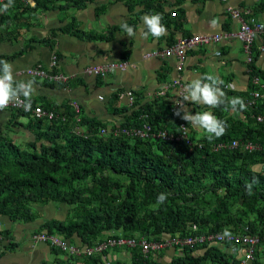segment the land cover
<instances>
[{"label":"trees","instance_id":"16d2710c","mask_svg":"<svg viewBox=\"0 0 264 264\" xmlns=\"http://www.w3.org/2000/svg\"><path fill=\"white\" fill-rule=\"evenodd\" d=\"M47 1L36 0L35 8ZM262 10L264 0L255 12ZM3 20L9 17H0L1 26ZM255 63L253 58L251 78L264 84V71ZM252 87L261 91L259 85ZM169 92L136 108L121 128L141 129L148 124L152 134L164 130L180 134L184 120L172 113L175 95ZM44 109L59 118L30 119L26 128L34 140L25 149L9 132L0 130V216L31 223L39 218L37 207L64 205L66 219L44 221L39 232L68 241L76 236L89 247L119 237L161 242L166 236L223 234L225 229L237 235L250 233L260 238L252 263L264 264V102L247 107L245 121L222 108L211 109L227 122L226 134L210 143L189 129L190 146L186 140L152 136H103L101 130L108 126L78 114L70 103ZM19 118L20 114L13 116L10 122L19 125ZM235 141L262 149L251 153L242 146L216 150L219 144ZM162 192L168 193V199L157 204ZM0 235L7 239L10 231ZM219 246H204L206 253L198 259L193 249L185 248L169 264H240L236 255H227ZM223 247L230 249L231 244ZM0 248L9 251L13 245ZM130 251L131 264H163L161 253L144 254L140 246ZM109 252L85 258L86 264H103L101 257Z\"/></svg>","mask_w":264,"mask_h":264},{"label":"crops","instance_id":"0c3cea01","mask_svg":"<svg viewBox=\"0 0 264 264\" xmlns=\"http://www.w3.org/2000/svg\"><path fill=\"white\" fill-rule=\"evenodd\" d=\"M261 1L50 0L37 9L34 8L35 0H14V6L7 13H0L4 19L9 17V20L2 21L3 26L0 25V59L13 64L17 80H35L37 92L33 104L45 108L77 104L81 115L108 127L128 123L136 108L152 102L158 92L170 83L179 80L186 85L206 73L218 75L224 81V91L229 97H241L246 102L252 99L256 90L252 87L250 65L246 62L241 42L224 38L220 43L189 51L180 71L175 56L162 57L154 53L164 52L176 40L183 38L210 34L225 36L227 32L236 31L240 22L232 17L231 9L240 11L244 16L254 14L264 23V10L255 12ZM157 13L163 17L167 35L160 39L151 36L143 38L141 18L145 14ZM213 19L218 21L215 28L209 26ZM6 21H9L7 25ZM124 21L134 27L136 37L129 38L122 31L120 25ZM263 40L258 38L253 45L255 64L262 71L264 52L259 51V45ZM55 57L54 74L64 75L68 78L67 82L50 84L26 75L30 68H50ZM116 62L122 67L105 77L87 72L92 66ZM260 89L258 103L264 102V84ZM129 92L133 93V103ZM169 93L175 95L174 91ZM186 107L193 115L199 111H212L190 102L186 103ZM228 113L245 121V111ZM16 115L9 110L0 112V130L9 132L14 142L25 148L34 140L33 134L26 128L27 120H18L19 125L11 123ZM184 123L198 138L206 136L192 129L186 121ZM37 210L39 218L31 223L12 222L0 216V231H10L7 239L13 245L9 251L0 248V264H86L83 257H70L54 252L47 244L34 243L32 236L39 232L44 221H64L67 217L64 205L51 203L37 207ZM72 244L79 247L85 245L76 236ZM219 248L229 256L237 252V258L243 252L234 248ZM109 253L114 264L133 262L128 249L117 248ZM205 253V249H198L193 252V257L202 258ZM178 254L169 248L161 253L160 260L169 264L179 257Z\"/></svg>","mask_w":264,"mask_h":264},{"label":"clouds","instance_id":"9594fccd","mask_svg":"<svg viewBox=\"0 0 264 264\" xmlns=\"http://www.w3.org/2000/svg\"><path fill=\"white\" fill-rule=\"evenodd\" d=\"M42 1H44V0H42ZM55 1H61V0H55ZM13 6H14V0H7L6 3H1L0 4V13H7L8 10L11 7H13ZM35 7H36V0H35ZM236 11H238V10H236ZM239 13L242 16V18H244V19H246V17H249V16L255 17L254 14H248V15L244 16V15L241 14L240 11H239ZM173 15L175 17L177 16L176 13H174ZM141 19H142V27L144 29L141 32V35L143 36V38L146 39L149 36H151V37H154L156 39H160L161 37H164V36L167 35V28L162 23L163 17L160 14H158V13L157 14H151V15L145 14ZM217 24H218V21L216 19H213V20H211L209 22V26L211 28L217 27ZM239 26H240V24H239ZM120 27H121L122 31L124 33H126L127 37L133 38V37L137 36L136 30L134 29V27L130 26L128 22H126V21L122 22ZM231 32H234V31H231ZM231 32H227V33H231ZM210 35H219V34H210ZM222 37H223V39L224 38L227 39L226 36H222ZM223 39H222V41H223ZM222 41H220V42H222ZM177 42H178V40H176L175 44ZM220 42H218V43H220ZM175 44H173V45H175ZM211 44H217V43H211ZM203 47H206V46H203ZM198 48H202V47H197L195 49H198ZM195 49H192V50H195ZM192 50H189V51H192ZM254 51H255V49H253V47H252V56H253ZM186 56H187V54H186ZM55 58H54V60H55ZM54 60H53V62H54ZM56 61H57V58H56ZM53 62L51 64L50 68H48V69H44L42 66H37V67H34V68H30V69L27 70V72H26L27 74L26 75L28 77H30V78L38 79L39 81L49 82L50 84L51 83H55V82H52V81H50L48 79L38 78L36 76H31L29 74L30 70H35V69H39V68L44 69L47 72L53 74L54 73V66H52ZM251 63H249V65ZM117 64H119V63H117ZM178 65H179V63H178ZM255 78L253 80L251 79V82L254 85H258L261 81H260L259 78H257V79H259V83H255V81H254ZM176 81H179V80H176ZM174 82H172L169 85H167L166 86L167 88H165L164 90L159 91L158 94H157V97H166V93L167 92L174 91L175 92V99L173 101V106H174L175 100L179 96V87H173L172 86ZM58 83H61V82H58ZM180 83H182V81H180ZM35 84H36L35 80H31V79L27 80V81H25V80H17L16 77H15L13 64L8 62L7 60L0 59V112H3L4 110H9V111L15 112L17 115L20 114V118H19L20 122H21V120H23V121L27 120L25 125L29 122L30 119L36 118V117L33 116V112L31 110L35 109L38 106H41L43 109H44V107L42 105H40V104H38V105L37 104L36 105L33 104V98H34V96L36 95V92H37ZM182 84L184 85V87L182 89L180 100L176 101L177 109H176L175 112H172V113H174L177 117H179V118L183 119L184 121H186L190 125V127L192 129L205 133L206 134V139L210 143L213 142L214 140L222 138L226 134V131H227V128H228L227 122L225 120H223V119L217 118V116L214 115L213 112L210 111V110L199 111V112H196L195 115H193L189 111V109L186 107V103L190 102V103L196 104V105H203V106H205L208 109L222 108V110L225 111V112L231 111V112H234V113L243 112L247 108V105L245 104L244 100L241 97H229L226 94V92L224 91V86H225L224 85V81L218 75H215V74H212V73H206V74H204L203 76H201L199 78L191 80L186 85L184 83H182ZM227 87H231V85H227ZM261 87H262V84H261ZM253 93H255V92H253ZM13 104H15L17 106H22V108H13V107L12 108H8L10 105H13ZM256 104H257V102H256ZM75 105H77V104H75ZM78 108H79V106H78ZM28 111H30V112H28ZM37 111H39V109H37ZM45 111H47V110H45ZM47 112L54 113L55 117L52 120H55V119L59 118V115H57L54 111H47ZM77 113L81 114L80 113V109H79V112H77ZM42 119H45V120L50 121V122L52 121V120H49L46 117L42 118ZM78 119H80V118H78ZM62 120L64 121L65 118L63 117ZM181 125H185L186 126L187 131H188V136H189V129H188V126L186 125V123H184V122L180 123V129H181ZM113 127H115V126H113ZM113 127H108V128H113ZM132 129H136V128H132ZM79 130L80 129H78V133H79ZM164 131H167V130H164ZM145 138H148V137H145ZM246 143H251V142H246ZM223 144L228 146V144H225V143H222V144H219V145H223ZM242 144L243 143H240V146ZM25 148H23V149H25ZM216 150H219V149H216ZM253 182H255V180H253ZM247 187L249 188V190L251 189V185L250 184L247 185ZM167 199H168V193L162 192V193H160L157 196V201L156 202H157V204H164L167 201ZM194 229H195V227H194ZM43 232H46L47 234H49L47 231H43ZM43 232H37V233L33 234L32 240H33V237L35 235L43 233ZM49 235H53V234H49ZM54 236H57V235H54ZM176 236H179V235H176ZM176 236H166L164 238V241L168 240V239L170 240L171 238H174ZM223 236L230 237L231 233L227 229H225L223 231ZM58 237H60V236H58ZM179 237L180 238H185V237H181V236H179ZM60 238L65 240L62 237H60ZM115 239L131 240V241H134V244L133 245L117 246V247H115L113 249H109L107 251H112L114 249L120 248V249H128L129 252L131 253L130 250L133 247H135V246H140L142 248V251H143L142 243L144 241L149 242V243H155V242H150V241H148L145 238H141V239L137 240L135 238L128 239V238L119 237V238H115ZM108 240L100 242V243L107 242ZM4 241H7V242H4ZM66 241H68V240H66ZM68 242L71 245L75 246L74 244H72V241H68ZM161 242H163V241H161ZM34 243H41V242H35L34 241ZM8 244H10V241H8V239H6L4 236L0 235V246L1 245H8ZM44 244H47L49 247L54 248V247L50 246V244H48V243H44ZM219 245H220L219 247H223V244H219ZM204 246H209V245L195 246V247L190 248V249H193V251H195L197 248L205 249ZM76 247H78L81 250H83L85 248H88L89 246L88 245H84V247H79V246H76ZM169 248H173L175 251L179 252L178 256L181 257L183 255V251L185 250V248H189V247H184L183 249H180L179 247L172 246V247H169ZM169 248H165V249H162L160 251H149V252H151L153 254H159V253H162L164 250L169 249ZM231 248H234L237 251L242 250V248L233 247L232 245H231ZM56 250H58V249L56 248ZM58 251L61 252L60 250H58ZM149 252H147V253H149ZM61 253H63V252H61ZM143 253L145 254L146 252L143 251ZM63 254H66V253H63ZM67 255L70 256V257H83V258H89V257H93L94 256V255L87 256V255H83V254L79 255V256L78 255L73 256V255H70V254H67ZM234 255H236L235 257H236V259H238L237 258V255H238L237 252ZM104 257H107L109 261H112L110 263L114 264V261H113L111 256L107 255V256H104ZM104 257H101V258H102L103 264H106V261L103 259ZM131 257H132V253H131Z\"/></svg>","mask_w":264,"mask_h":264},{"label":"built area","instance_id":"2783aa9c","mask_svg":"<svg viewBox=\"0 0 264 264\" xmlns=\"http://www.w3.org/2000/svg\"><path fill=\"white\" fill-rule=\"evenodd\" d=\"M7 0H0L1 3H6ZM231 14L233 18L238 19L240 21L239 28L231 33H226L225 36L227 39L231 40H238L242 43L244 47L245 54L247 56L246 61L248 63H251L253 60L252 56V47L254 43L257 41L258 38H264V23L259 22L255 17L249 16L246 19L242 18L239 11L232 10ZM223 37L221 35H198L194 36L192 38H183L178 40V42L175 45L170 46L162 53H154L155 55H160L162 57H172L176 56L178 59V69L181 70L183 68V65L186 60V54L189 50L195 49L197 47H203L207 46L211 43H218L222 41ZM259 50L261 52H264V40L259 45ZM56 64V58L53 62L52 66H55ZM118 67H122V65H119L117 63H109L106 65H98V66H92L87 69V72L91 75L101 76L105 77L110 72L115 71ZM29 74L31 76H36L38 78L42 79H48L52 82L58 83V82H67L68 78L64 75H58V74H52L47 72L44 69H35L30 70ZM255 83H259V79L255 78ZM261 86V82L258 84ZM263 85V84H262ZM173 87H179V96L174 102V106L172 108V112H175L177 109L176 101L180 100V96L182 93V89L184 85L180 83V81H175L172 85ZM167 88V87H166ZM128 96L130 98L131 103L134 102V96L132 92L128 93ZM261 97L259 92H255L252 95L251 100H246L245 104L247 107H252L256 105V100ZM22 108V106H17L15 104L10 105L8 108ZM39 109V111H37ZM75 109L77 112H79V108L77 105H75ZM33 112V116L39 119L42 118H48L49 120H52L55 115L52 112L45 111L41 106L36 107L35 109L31 110ZM30 112V111H28ZM259 122H262L263 119L261 117L258 118ZM78 122H80V119H78ZM109 134H113L114 136H118L119 134H125L129 137H154L160 140H166V141H182L186 140V143L192 145V143L189 141L188 131L185 125H181V132L180 134H175L171 130L169 131H160L157 134H152V128L147 124L144 125L141 129H122L121 126L113 127V128H104L101 130V135L106 136ZM240 146V143L235 141L232 143V145H219L216 149H222V148H237ZM243 149L247 152H254L261 150L262 147L260 145L254 144V143H243L241 145ZM248 229L246 228L245 231ZM33 240L35 242H41V243H48L50 246L57 248L63 253L70 254V255H87L92 256L95 254H102L106 252L109 249H113L117 246L121 245H133L134 241L131 240H124V239H109L107 242L97 244L94 247H88L83 250L80 248L71 245L68 241L61 239L58 236L49 235L46 232L37 234L33 237ZM260 243V238L252 235L250 233L248 234H242L237 235L234 233H231L230 237H225L223 234H208V235H195V236H189L185 238H180L179 236H176L174 238H171L170 240H165L163 242H155V243H149L144 241L142 243L143 251L149 252V251H160L165 248H169L172 246L179 247L180 249H183L184 247L193 248L195 246H202V245H215V244H231L233 247H239L242 248V255L238 258L240 264H253V260L255 259V252H256V246ZM106 261V264H111L107 257L103 258Z\"/></svg>","mask_w":264,"mask_h":264},{"label":"rangeland","instance_id":"374dc122","mask_svg":"<svg viewBox=\"0 0 264 264\" xmlns=\"http://www.w3.org/2000/svg\"><path fill=\"white\" fill-rule=\"evenodd\" d=\"M24 121H26V120H24ZM23 120H21V122H24ZM56 205H59V204H56ZM46 216V215H45Z\"/></svg>","mask_w":264,"mask_h":264}]
</instances>
